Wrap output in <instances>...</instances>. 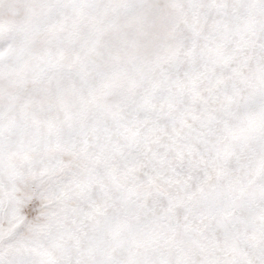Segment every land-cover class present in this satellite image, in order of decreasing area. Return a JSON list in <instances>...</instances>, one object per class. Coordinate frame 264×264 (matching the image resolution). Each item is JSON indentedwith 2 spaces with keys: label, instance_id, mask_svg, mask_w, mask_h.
Segmentation results:
<instances>
[{
  "label": "snow or ice",
  "instance_id": "6c2138e0",
  "mask_svg": "<svg viewBox=\"0 0 264 264\" xmlns=\"http://www.w3.org/2000/svg\"><path fill=\"white\" fill-rule=\"evenodd\" d=\"M0 264H264V0H0Z\"/></svg>",
  "mask_w": 264,
  "mask_h": 264
}]
</instances>
